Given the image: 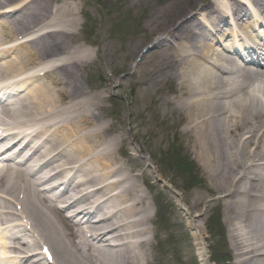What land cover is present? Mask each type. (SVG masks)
Here are the masks:
<instances>
[{
	"label": "bare ground",
	"instance_id": "1",
	"mask_svg": "<svg viewBox=\"0 0 264 264\" xmlns=\"http://www.w3.org/2000/svg\"><path fill=\"white\" fill-rule=\"evenodd\" d=\"M59 1L0 0V9L13 7L0 15V44L43 30L24 46L0 55V80L33 66L44 69L41 82L21 91L13 104L0 100V124L8 119V130L36 127L34 139L43 140L23 170L0 174V226L8 223L9 208L20 207L14 213L22 228L16 233L20 236L10 238L14 246H5L2 254H10L7 259L13 263L19 257L17 264H31L36 256L26 255L45 246L58 264H149L152 242L147 237L153 230L147 226L140 176L118 159L126 134L122 124L112 123L106 106V95L112 93L106 78L115 56L112 48L98 42L95 53L83 49L77 39V9L67 2L56 6ZM228 1L126 0L127 13L141 5L148 10L138 32L125 38L120 56L136 84L140 114L155 95L161 120L170 122L184 147L197 156L208 192L218 196L224 221L234 228L229 232H236L229 240L238 264H264V64L249 66L232 48L211 45L208 25L218 34L228 17L245 21V3ZM251 1L258 5L261 0ZM148 47L151 51L145 53ZM209 56H220L213 63L222 69L205 67ZM92 71L100 80L85 88L83 81ZM170 85L172 98L162 97L160 91ZM17 147L24 152L28 144L18 139L7 152ZM46 152L51 182L60 184L70 174L61 176L66 168L80 177L78 185L70 184L61 193L52 189L47 196L24 177L26 164L40 163ZM115 188L118 193L105 198ZM70 197L88 202L99 198L108 212L100 223L73 226L64 217V207L59 208ZM206 197L198 194L195 204L201 206ZM83 213V219L91 218L87 212L78 215ZM107 236L115 238L107 242ZM0 244L6 245L3 235Z\"/></svg>",
	"mask_w": 264,
	"mask_h": 264
},
{
	"label": "rangeland",
	"instance_id": "2",
	"mask_svg": "<svg viewBox=\"0 0 264 264\" xmlns=\"http://www.w3.org/2000/svg\"><path fill=\"white\" fill-rule=\"evenodd\" d=\"M71 5H76L78 8H82L84 6L83 11L85 13L78 15L79 20V39L81 46H84L86 49L94 51L95 47L90 46L92 39L95 38V34L98 36L96 41L101 45H107L109 49H111L112 53L115 56V59L111 63L112 72H109V76L111 78H106L111 83V90L114 87L115 90L117 89V83L123 84V89L117 92V95L120 99H114L115 103L117 104L114 108V114H118V109H121V112L124 116L125 121V128H126V144L125 147L132 146L130 148H135L144 150V155H147L148 152L152 158L150 157V162L155 165L154 169L149 168L150 175L153 177L157 175V178L161 180L159 186L163 188L162 183L165 185H170V187H175V192L177 197V203L180 205L185 211H187V205L189 209V204L192 203V198L195 199L198 194L207 195L208 202L199 208L192 210L194 217H197L194 221L195 228L199 229V234L196 236L194 233L195 229L190 233L189 229L183 224V227L179 230L178 229V236H174V231L172 229V220L174 216L165 213L164 208H160V214L158 216V230L161 237H166V239L161 238L163 241V245H157V252L154 256L151 254V249L148 254V259L150 261L149 264H206L204 256L202 255L203 249L207 247V245H211L215 250L219 249V246L216 242L209 240V236L207 231L205 230V223L215 214H218L222 220V226H227L224 222L223 217V209L221 206L217 207L215 202L213 203V196L212 194L209 195L207 193L208 185L205 182V176L201 172L200 168L197 166V169L193 171V179H195L194 186H191V183H187L186 175H179L174 172L172 173V166L174 165L173 169L176 168L175 162L173 163L171 157V153L173 149L179 150L182 156L185 159L189 157L191 160L195 161V155L190 153L189 147H171V141L173 139V134L169 133L165 135L163 133L165 123H162L161 120L157 119L155 115L156 111H158V102H155L156 96L152 95V100L148 101L147 108L153 109L152 111H147L148 115L146 119L131 117L128 118V112L131 110L128 106L132 103L133 99H128L127 94L128 91L132 90L134 83H132L133 77L129 76L130 73H126L124 71V66L127 63L124 59L121 58L119 53V45L122 44L120 40L124 37L123 33H116L114 31L115 25L122 23V19L124 22L127 23H134L140 22L142 15H145V12L148 10L145 5H141L140 7H133L130 12H125L124 10L127 7L126 0H71ZM87 15V16H85ZM131 16V19H127L126 16ZM130 20V21H129ZM97 25V26H95ZM95 26V27H94ZM125 28V27H124ZM124 30L123 28H121ZM126 29H129L126 27ZM90 34V35H89ZM114 34V36L112 35ZM116 38L117 42L112 41L110 37ZM112 46V47H111ZM83 48V47H82ZM97 72L92 71V73L88 74L87 79L83 81L84 87L86 88V84L88 86L95 84L97 85L98 77L96 76ZM114 90H112L113 92ZM111 92L108 93V96ZM117 101H120L119 103ZM114 103V102H113ZM133 110V109H132ZM170 147V149H169ZM149 155V156H150ZM159 155L166 156V162L164 165L160 163ZM156 157V158H155ZM155 158V159H154ZM194 158V159H193ZM196 162V161H195ZM155 171V173H154ZM151 180V179H149ZM154 181V182H155ZM193 187L191 189V187ZM146 187H148L146 185ZM155 189V188H154ZM150 190V189H149ZM152 191V190H150ZM156 192V191H155ZM157 193V192H156ZM150 199H152L153 206L157 205L158 203V195L154 198L152 194L147 195ZM215 196V195H214ZM213 196V197H214ZM210 199V200H209ZM218 203V202H217ZM190 213V212H189ZM204 226V228H203ZM214 230L221 231L218 228L212 227ZM194 235V241L188 242V239H191ZM201 237V240L198 239ZM206 237L207 244H204V238ZM206 251H204L205 253ZM234 253V252H233ZM160 258V260L158 259ZM158 260V261H157Z\"/></svg>",
	"mask_w": 264,
	"mask_h": 264
}]
</instances>
